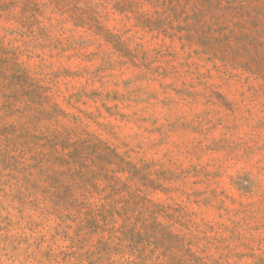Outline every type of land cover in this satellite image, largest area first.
<instances>
[{"label":"rangeland","instance_id":"374dc122","mask_svg":"<svg viewBox=\"0 0 264 264\" xmlns=\"http://www.w3.org/2000/svg\"><path fill=\"white\" fill-rule=\"evenodd\" d=\"M0 264H264V0H0Z\"/></svg>","mask_w":264,"mask_h":264}]
</instances>
